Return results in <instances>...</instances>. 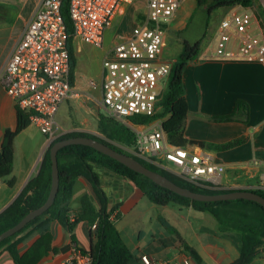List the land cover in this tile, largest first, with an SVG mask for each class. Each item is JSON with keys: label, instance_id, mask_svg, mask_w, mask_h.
<instances>
[{"label": "crops", "instance_id": "obj_1", "mask_svg": "<svg viewBox=\"0 0 264 264\" xmlns=\"http://www.w3.org/2000/svg\"><path fill=\"white\" fill-rule=\"evenodd\" d=\"M40 1L0 0V147L5 131L15 129L17 125V107L2 84L1 73L14 45L33 17ZM183 1L177 11L181 8L185 15L188 5L185 8ZM212 2L213 0H209L207 7ZM261 2L263 6L258 10L251 6L237 4L225 7L226 10L221 11L220 14L217 13L216 21L211 27L214 38L221 19L229 12L244 14L252 20L251 28L255 31L260 30L264 34V0ZM196 5H198L197 1L194 8L190 9L188 16L185 17V23L179 33L186 29V23L192 16ZM223 8L218 9L223 10ZM209 13L211 14V11ZM110 27L111 25L104 32L103 44L100 47L102 53L97 61L95 77H99L100 81L103 76L102 60L107 51L114 42L128 37L131 33H120L117 39L112 40L107 37ZM180 36L182 37V35ZM91 46V44L74 37L75 63L70 72V81L76 94L59 105L54 116L55 125L52 139L73 131H85L101 136L98 132V115L102 113L99 106L104 105L100 81L95 86L90 82L93 79L91 73L95 70L89 63L88 51ZM229 46L237 48L236 44ZM212 50L209 52L200 48L197 56L187 63L183 72L182 81L188 101L184 136L189 139L201 140L205 144H223L235 139L238 141L227 148L212 149L198 145H186L185 147L193 151L207 150L215 161L224 164L225 171L222 178L224 187L230 189L254 188L262 181L264 174V63L257 61L254 57H219ZM96 88L99 90L98 96H95L93 91ZM237 98L243 99L246 105L243 104L239 110L234 112ZM232 112H234L233 120L220 121L212 118L213 115ZM107 113L109 114V110ZM149 124H142V127L151 128L153 124L151 126ZM51 141L32 122H29L16 134L13 139L12 171L8 176L0 177V213L13 202L28 180L36 173L41 154ZM95 170L99 174L101 186L107 195L108 209L117 206L121 212V218L119 222H115V225L134 255L132 258L134 262L131 264H143L140 259L142 254H148L156 261L167 260L171 264H183L184 255H190L199 264H227L239 256L240 233L235 230H219V224L215 217L204 213L198 215L192 212L195 209L191 206H184L189 210L188 214L193 216L196 224L172 225L165 221V218H161V224L157 223V225L154 223V214L150 213L151 210L146 212L137 209L134 211L144 195L133 181L103 167H96ZM10 178L14 179L11 186L7 183ZM83 195L90 196L96 208L100 206V201L90 182L85 177L79 176L74 181L72 195L66 203L69 212L78 209ZM153 204L148 205V208L155 209L156 205ZM162 206L166 207L167 204ZM131 210L133 211L131 216L136 220L133 229L127 226L125 221L123 222L124 211ZM163 220L171 228L166 227ZM200 220L209 221L212 223V227L203 228L199 224ZM118 223H121L120 227H118ZM44 228L52 234L51 247L55 250L42 256L36 264H63L70 253L72 244L69 232L57 219L49 220ZM174 230L176 231L174 232ZM40 232L41 230L38 229L28 234L25 230L19 235L21 240L17 244V249L20 254L30 247L40 236ZM134 233H138L139 240L131 243ZM74 234L76 245L89 249L90 227L86 221L76 224ZM141 236L148 239L146 243H141ZM179 238L197 251L199 259L183 248ZM167 239L173 243L168 244ZM157 241L159 243H156ZM170 247H174V252L168 256ZM0 264H15L10 252L5 248L0 250Z\"/></svg>", "mask_w": 264, "mask_h": 264}, {"label": "built area", "instance_id": "obj_2", "mask_svg": "<svg viewBox=\"0 0 264 264\" xmlns=\"http://www.w3.org/2000/svg\"><path fill=\"white\" fill-rule=\"evenodd\" d=\"M64 0H41L33 17L14 45L1 81L17 108L27 111L50 141L54 116L59 105L76 94L70 81V56L61 13ZM135 0H68V13L74 37L96 47L103 44L104 32L118 13ZM183 0H146V15L128 37L113 43L102 60L100 81L102 103L109 114L124 121L135 133L127 150L175 175L217 189L224 187V164L215 161L207 150L193 151L169 144L161 120L151 128L126 121L133 114L151 115L170 72L171 62L162 58L166 24ZM252 20L229 12L221 19L212 52L219 57H254L264 63V34L251 28ZM236 44L234 49L229 45ZM92 85L96 83L91 80ZM264 189L262 181L254 186ZM114 214V213H113ZM71 220L74 212H69ZM96 224H92L94 228ZM143 264H163L142 254ZM183 264H199L184 255ZM63 264H92L88 249L71 244Z\"/></svg>", "mask_w": 264, "mask_h": 264}, {"label": "trees", "instance_id": "obj_3", "mask_svg": "<svg viewBox=\"0 0 264 264\" xmlns=\"http://www.w3.org/2000/svg\"><path fill=\"white\" fill-rule=\"evenodd\" d=\"M197 4L205 0H196ZM254 0H213L211 4L218 7H230L237 4L251 6ZM61 13L66 29V43L70 56V72L74 66L75 58L73 53V26L68 13V0H64L61 6ZM191 16L189 17V19ZM188 19V21H189ZM187 21V23H188ZM186 23V25H187ZM204 36V35H203ZM200 50V41L190 45L186 40L177 58L171 61L170 72L165 80L163 90L156 102L154 112L151 115L133 114L126 118L130 123L149 124L157 119L161 120V126L165 133V139L169 144L185 147L186 145H198L208 148H227L235 144L238 139L223 144L204 143L201 140L189 139L184 136V121L188 113V101L183 86V72L187 63L195 58ZM246 103L243 99L235 100L234 112L239 110ZM213 115L214 120H233V114ZM27 111L17 108V125L15 129H8L4 133L0 147V177L8 176L12 171L13 139L16 134L29 123ZM98 132L96 135L85 131H73L52 139L50 145L59 139L83 135L90 136L102 141L114 149L125 152L138 159L146 167L158 171L175 183L188 187L193 191L202 193H223L233 189H217L207 185L187 181L171 171L162 168L144 158L131 152H127L117 143L130 147L135 142L134 131L122 120L110 114L99 113ZM59 169V188L51 206L40 215L28 221L21 229L9 237L0 241V250L7 249L15 264H36L42 256L52 249V234L44 228V225L51 219H57L69 232L72 243L76 244L74 227L80 221H86L90 227V250L92 264H131L134 257L132 251L123 240L115 222L121 217L117 206L108 209V198L101 186L96 167L106 168L118 175L130 179L141 190L151 202L159 205L175 203L180 206H191L198 211L211 213L219 224V230H235L240 233L241 248L239 256L227 264H249L259 254L260 247L264 246V206L260 203L244 198L221 199V200H195L171 189L161 186L148 176L135 171L118 161L117 159L91 147L80 143H69L61 146L57 151ZM85 177L92 185L93 191L100 201L96 208L88 195L80 199L78 209L73 210V220L69 217L67 201L72 195L74 181L77 177ZM13 178L7 180L12 185ZM51 187V159L49 148L43 153L36 173L28 180L13 202L0 213V232L16 224L28 211L43 204L49 194ZM264 197V189L248 188ZM116 210V211H115ZM115 211V212H114ZM114 213V214H113ZM96 224L92 228V224ZM166 227L171 228L163 220ZM41 230L40 236L22 254L17 249L21 240L19 235L27 230V233L34 230ZM176 230H174L175 232ZM178 234V232H177ZM179 235V234H178ZM183 248L188 250L199 259L197 251L190 245L181 241ZM163 264H171L166 262Z\"/></svg>", "mask_w": 264, "mask_h": 264}, {"label": "rangeland", "instance_id": "obj_4", "mask_svg": "<svg viewBox=\"0 0 264 264\" xmlns=\"http://www.w3.org/2000/svg\"><path fill=\"white\" fill-rule=\"evenodd\" d=\"M184 0L183 5L187 8V13L184 15L181 8L177 11L176 15L170 20V22L166 25L164 40H163V48L161 56L163 59L172 61L173 59L177 58L178 54L181 51L182 45H183V37H181V33L179 31L182 29L184 23H185V17L188 16L190 9L194 8L196 1L195 0ZM209 0H205L204 3L198 4L195 7V10L192 13L191 18L189 19L187 26L191 29V34L188 36V39L191 41H194L196 39H200L203 33V28L208 25V28L204 29V37L200 40V48L205 49V51L211 52L213 49L214 44L216 43V40L214 38L213 34V28L212 25L216 21V16L221 13V11L226 10L224 7H218L213 5H210V8H206ZM263 4L261 0H254L251 4V8L258 10V8H262ZM218 8H223V10H220ZM207 9L211 11L210 16L207 14ZM185 13V12H184ZM218 13V14H217ZM146 15V0H135L133 3H131L129 6L126 7L124 13L118 14L112 21L111 27L107 31V37H110L112 40L117 39L119 34H129L131 31L136 29L141 22L144 20ZM187 32V31H186ZM213 45V46H212ZM102 49L100 47L91 46L89 49V63L90 65L95 68V70L91 73V76H93L92 80L98 84L100 81L99 77H95L96 75V68H97V61L100 58ZM200 61V60H199ZM186 68V67H185ZM165 83V82H164ZM164 86V85H163ZM184 86V85H183ZM185 90V89H184ZM212 90V89H210ZM95 96H98V88L93 89ZM100 112L103 114H108L104 106H99ZM153 123L149 124L150 126ZM147 126V125H146ZM120 147L124 148L127 152V147L125 145H122L121 143H117ZM143 197V196H142ZM144 203V204H143ZM146 203V204H145ZM148 205H154L153 202H151L146 196L142 198V200L139 202L138 207L134 210L137 211V209L142 211H148L151 210L150 213L154 214V223L161 224V220L165 218V221L171 223L172 225H179V224H196L195 219L193 216H190L189 210L184 207L180 206L175 203H168L166 207H163L162 205L155 204L156 208L153 207L148 208ZM180 206V207H179ZM192 212L200 215V214H206L210 217H214L211 213L207 211H198V210H192ZM125 213V214H124ZM124 217L123 222L127 224V226H130L132 229L135 225V218L131 216V213L133 211H124ZM121 218V217H120ZM119 219L116 220V222H119ZM162 218V219H161ZM215 219V218H212ZM217 221V220H216ZM121 223H118V227H120ZM157 224V225H158ZM199 224L203 226V228L209 229L212 227V223L209 221H199ZM147 227V226H146ZM145 227V228H146ZM191 228V227H190ZM148 229V227H147ZM190 234V231H189ZM132 242H138L139 237L138 233H134L132 235ZM148 239H145V236H141V243H146ZM156 243H159L158 241ZM167 243L171 244L173 242L169 241L167 239ZM168 256H171L174 252V247H170L168 250ZM259 256H256L250 264H264V246L260 247L259 249ZM133 259L130 260V263H133Z\"/></svg>", "mask_w": 264, "mask_h": 264}, {"label": "water", "instance_id": "obj_5", "mask_svg": "<svg viewBox=\"0 0 264 264\" xmlns=\"http://www.w3.org/2000/svg\"><path fill=\"white\" fill-rule=\"evenodd\" d=\"M206 8H208L206 6ZM207 14L209 15V10L207 9ZM204 29H206V26L203 28V33L201 38L204 35ZM187 31V32H186ZM191 34V29L187 26L186 29L181 32L182 37L190 44L195 45L200 41V39H196L194 41H191L188 39V36ZM51 143V142H50ZM46 147L49 148V154L51 159V187L48 194V197L46 201L41 204L40 206L28 211L16 224L13 226L5 229L4 231L0 232V241L3 240L6 237H9L13 233L17 232L19 229H21L28 221L35 218L36 216L43 213L45 210H47L51 204L53 203L58 188H59V169H58V160H57V151L58 149L66 144L69 143H80L89 145L91 147H94L95 149L117 159L118 161L122 162L123 164L127 165L131 169L138 171L146 176H148L150 179H152L154 182L160 184L161 186L167 187L171 189L172 191L179 193L181 195H184L186 197H189L191 199L195 200H221V199H235V198H244V199H251L258 203H260L262 206H264V197L260 195L259 193H256L252 190L248 189H233L231 191L223 192V193H202L193 191L188 187H183L165 175L161 174L158 171L152 170L145 165H143L138 159L134 158L133 156L118 151L114 149L113 147L109 146L108 144L99 141L98 139L90 136H83V135H76L71 136L63 139H59L54 141L51 145ZM45 149V150H46ZM45 150L42 152L41 157ZM90 250V247L89 249Z\"/></svg>", "mask_w": 264, "mask_h": 264}, {"label": "flooded vegetation", "instance_id": "obj_6", "mask_svg": "<svg viewBox=\"0 0 264 264\" xmlns=\"http://www.w3.org/2000/svg\"><path fill=\"white\" fill-rule=\"evenodd\" d=\"M164 35H165V33H164Z\"/></svg>", "mask_w": 264, "mask_h": 264}]
</instances>
